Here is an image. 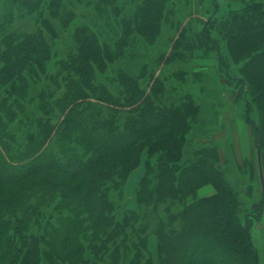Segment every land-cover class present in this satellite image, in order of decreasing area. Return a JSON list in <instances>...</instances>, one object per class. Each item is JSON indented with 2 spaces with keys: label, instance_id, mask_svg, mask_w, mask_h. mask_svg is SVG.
<instances>
[{
  "label": "trees",
  "instance_id": "1",
  "mask_svg": "<svg viewBox=\"0 0 264 264\" xmlns=\"http://www.w3.org/2000/svg\"><path fill=\"white\" fill-rule=\"evenodd\" d=\"M146 1L135 18L124 13L116 50L78 28L75 50L55 71L49 62L54 20L67 18L63 0H18V10L36 16L31 31L9 28L14 13L0 24V264H261L245 193L224 175L221 142L211 141L212 131L199 135L202 127L193 131L201 105L190 93L162 105L166 77L148 72L149 64L131 73L116 62L137 37L152 41L151 28L160 31L173 12L172 0ZM181 2L189 11L198 3ZM204 12L220 15L221 37L208 21L201 43L188 44L181 31L165 62L215 52L264 154V1L213 0ZM27 122L34 129L21 140L16 125ZM191 134L203 141L187 153ZM144 154L132 208L125 185ZM245 160L243 174L254 176ZM209 184L216 192L199 195ZM254 211L263 214L264 194Z\"/></svg>",
  "mask_w": 264,
  "mask_h": 264
},
{
  "label": "rangeland",
  "instance_id": "2",
  "mask_svg": "<svg viewBox=\"0 0 264 264\" xmlns=\"http://www.w3.org/2000/svg\"><path fill=\"white\" fill-rule=\"evenodd\" d=\"M63 1L68 11L65 21L69 20V22L64 24L65 21L54 20L57 22L58 36L53 41L54 57L49 62V67L52 71H55V64H58L60 59L67 58L69 53L75 50V32L81 27H89L96 32L103 45L107 43L116 50V41L124 32V24L122 22L124 13L135 18L139 8L144 7L148 2L146 0ZM194 1H198V3L193 4V7L190 8V11L193 12L191 14H189L188 8H183L182 5L185 3L181 2V0L169 1L167 4L168 9L171 8L173 12L168 14L169 20L163 22V27H161L160 31L158 27L151 28L150 33L152 32L153 34V40L146 41L142 36L137 37L132 44L129 43L126 47L125 45L122 47V54L116 62L119 63L123 70L131 73L142 71L149 64L150 70H147L148 72L152 71L155 77L158 75L166 77L167 90L165 91L166 95L162 105L180 104L189 93L201 105V116L199 114L193 122V131L202 127L206 133L201 132V129H199V135L206 136L209 135L207 134L209 131H212L211 141L221 142L220 162L223 165L225 178L233 187L245 193L243 198L247 200V204L243 206V209L251 213V234L259 249L260 262L264 264V211L259 216L254 211L255 203L260 201L262 194H264L259 156L255 133L243 120L242 107L234 102L233 87L235 86H232L231 79L221 68L217 56L213 55L215 52H211V49L196 50L199 53L194 58H190L187 51L186 59L184 57V59L175 58L170 63L165 62V58L173 53V40L179 37L181 31L186 33L187 42L190 45L201 43L199 41L201 29L206 25V21L209 22L207 25L211 27L213 36L220 38L224 32L222 27H217V24L214 23L220 20V15L212 13L209 16V14L204 12L205 10H212L213 0ZM17 2L18 0H0V24L14 13L16 20L14 24L9 26L10 29L19 28L24 32L33 30L36 16L28 15L18 10L16 8ZM116 6L120 9L121 14L115 11ZM69 23L70 25L66 26ZM133 26L135 25H132L131 28ZM1 34L2 31L0 29V36ZM217 40L220 43L222 41L221 39ZM208 44H211V42ZM180 50L182 53L186 51L183 46L180 47ZM179 67L188 71L185 80L175 75V71L181 69ZM113 76L114 74L108 73V76L102 77V79H105V81H102L109 85L113 81ZM199 117L201 119L197 121ZM202 118L205 119L204 122L201 121ZM16 129L20 137V134L23 133L24 135L26 130L31 131L34 127H31L30 122L26 124L18 123ZM20 139L22 140L21 137ZM205 139L207 140V138ZM202 141L198 135L191 134L189 141H187V153L191 152L192 148ZM145 158L146 154L143 155L142 164L129 177L126 183L127 187L125 185L127 199L132 208L138 207L135 194L138 182L144 171ZM245 159L253 162L254 176L250 175L251 171L247 172L246 176L243 174L244 169H246ZM261 159L264 171L263 153L261 154ZM247 169L250 168L247 167ZM249 183H252L251 193L249 188H246L247 186L250 187ZM213 188L216 192L214 186ZM150 239V249L155 253V258H157L156 242H154L156 239L155 237H150Z\"/></svg>",
  "mask_w": 264,
  "mask_h": 264
},
{
  "label": "crops",
  "instance_id": "3",
  "mask_svg": "<svg viewBox=\"0 0 264 264\" xmlns=\"http://www.w3.org/2000/svg\"><path fill=\"white\" fill-rule=\"evenodd\" d=\"M126 187H127V185H126ZM214 192H215V190H214L213 186H211V185H206V186H203L202 188L199 189V195H201V196H209V195L214 194ZM150 241H151V239H150ZM154 242H156V241H154ZM153 249H154V243H153Z\"/></svg>",
  "mask_w": 264,
  "mask_h": 264
},
{
  "label": "water",
  "instance_id": "4",
  "mask_svg": "<svg viewBox=\"0 0 264 264\" xmlns=\"http://www.w3.org/2000/svg\"><path fill=\"white\" fill-rule=\"evenodd\" d=\"M258 156H259V166H260V173H261V181L264 189V171H263V164L261 159V149L258 148Z\"/></svg>",
  "mask_w": 264,
  "mask_h": 264
}]
</instances>
